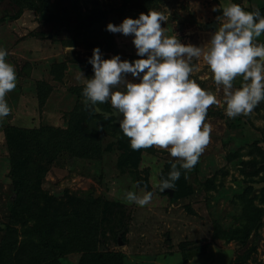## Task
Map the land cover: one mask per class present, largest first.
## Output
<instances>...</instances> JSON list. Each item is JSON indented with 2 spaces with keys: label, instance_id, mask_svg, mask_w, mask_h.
Wrapping results in <instances>:
<instances>
[{
  "label": "rangeland",
  "instance_id": "obj_1",
  "mask_svg": "<svg viewBox=\"0 0 264 264\" xmlns=\"http://www.w3.org/2000/svg\"><path fill=\"white\" fill-rule=\"evenodd\" d=\"M232 2L264 15V0ZM226 3L0 0V47L7 49L6 61L17 76L15 89L5 96L10 114L0 119V264H264V101L247 116L228 118L223 87L215 84L202 57L193 58L198 70L190 79L220 104L207 111L209 144L198 163L184 170L167 149L133 150L114 117L86 107L82 96L85 81L93 76L88 59L95 47L104 59L117 54L130 62L139 58L132 36L107 31L108 23L157 11L166 17L161 25L166 36L203 47L214 32L208 24H218L222 14L213 8L222 10ZM258 42L264 43V34ZM126 79L138 82L131 74ZM242 82L238 76L234 89ZM45 84L52 90L41 105ZM72 86L79 87L73 88L75 94ZM76 96L81 103L72 111L74 122L84 127L80 150L36 163L32 172L42 176L37 194L54 197L57 210L40 202L32 217L13 214L7 206L15 197L8 155L13 150L6 131L41 125L62 129ZM96 107L114 110L110 103ZM173 163L180 178L174 189L160 192L154 185L168 176ZM141 190L153 192L148 205L124 200L126 191ZM60 206L61 212L67 208L72 226L50 238L44 234L60 220Z\"/></svg>",
  "mask_w": 264,
  "mask_h": 264
},
{
  "label": "clouds",
  "instance_id": "obj_2",
  "mask_svg": "<svg viewBox=\"0 0 264 264\" xmlns=\"http://www.w3.org/2000/svg\"><path fill=\"white\" fill-rule=\"evenodd\" d=\"M218 10L222 13L216 17L218 30L203 47L182 43L176 35L166 36L161 26L166 17L157 11L125 18L118 25L108 23L107 31L132 36L139 58L130 62L117 54L104 59L101 49L95 47L88 59L93 76L82 89L85 106L98 112L96 106L110 103L122 114L119 128L133 150L167 149L180 168L191 170L210 142L212 127L205 122L208 108L220 104L214 94L190 79L198 70L191 63L193 58L202 57L215 84L223 87L228 118L247 116L264 101V43L258 42L264 34V15L259 9L247 11L232 0L222 10L213 8ZM7 55V49L0 47V119L10 114L5 96L17 81ZM127 74L138 82L126 79ZM238 76L243 82L234 89ZM180 175L173 163L168 176L154 187L160 192L174 189ZM135 187H140L139 182ZM152 197L153 192L144 190L124 194L126 202L140 207L148 205Z\"/></svg>",
  "mask_w": 264,
  "mask_h": 264
},
{
  "label": "trees",
  "instance_id": "obj_3",
  "mask_svg": "<svg viewBox=\"0 0 264 264\" xmlns=\"http://www.w3.org/2000/svg\"><path fill=\"white\" fill-rule=\"evenodd\" d=\"M73 88L76 89L79 87H71L70 92L75 94ZM51 90L52 86L47 84L45 95L43 98H38L41 105L44 104ZM78 97L79 96H76V104L73 109L67 112V121L62 129L56 130L52 128V126L41 125L37 128L30 129L12 127L6 131L8 147L11 152L13 150V153L8 155L10 156L9 177L12 180L11 190L14 192L15 197L13 202L7 205L11 208L10 211L13 212V214L18 215L20 212H23L25 216L28 215V217H32L41 203L45 204L47 207L50 206V210H57L55 205L52 206V202L55 200L54 197L42 195L44 199L40 201L42 200V196L40 197L37 193L39 191V182L42 176L37 173L33 175L32 172L34 171L33 168L36 163H44L46 160L49 161L50 158H55L63 151L68 154H76L77 151L80 150L81 147L78 146V136L84 127L81 128L74 122L75 116L72 112L76 106L81 103ZM107 119H111V117ZM61 202L60 200V203ZM62 205L64 207L66 203ZM61 206L59 211H56L59 212L57 218L60 220H58V222L54 221V223L50 225V229L44 234L50 238L62 236V233L72 226V223H69L68 217L70 214L66 212L67 208H63V212H61ZM55 225H60V228L55 227ZM45 229L46 227L43 229V232Z\"/></svg>",
  "mask_w": 264,
  "mask_h": 264
},
{
  "label": "water",
  "instance_id": "obj_4",
  "mask_svg": "<svg viewBox=\"0 0 264 264\" xmlns=\"http://www.w3.org/2000/svg\"><path fill=\"white\" fill-rule=\"evenodd\" d=\"M208 27L211 28L213 31L218 30V24L216 22H211L208 24ZM96 113L103 114L106 117L107 113L110 112H103V111H98ZM114 117V123L119 124L120 119H122V114H117V110L111 111V115L109 117Z\"/></svg>",
  "mask_w": 264,
  "mask_h": 264
}]
</instances>
